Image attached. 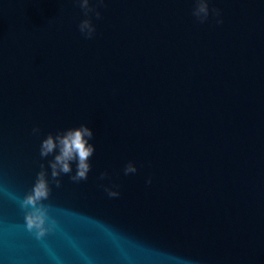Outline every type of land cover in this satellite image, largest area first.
<instances>
[{
	"label": "water",
	"instance_id": "95a60500",
	"mask_svg": "<svg viewBox=\"0 0 264 264\" xmlns=\"http://www.w3.org/2000/svg\"><path fill=\"white\" fill-rule=\"evenodd\" d=\"M90 4L85 39L75 0H0V264H264V104L223 24L195 0ZM81 124L88 179L50 183L37 239L19 201L41 141Z\"/></svg>",
	"mask_w": 264,
	"mask_h": 264
},
{
	"label": "clouds",
	"instance_id": "9594fccd",
	"mask_svg": "<svg viewBox=\"0 0 264 264\" xmlns=\"http://www.w3.org/2000/svg\"><path fill=\"white\" fill-rule=\"evenodd\" d=\"M104 0H97L98 5H102ZM84 14L78 24V30L85 39H92L96 32V26L92 22L94 15L97 20L101 19V12L97 7L90 4V0H75ZM192 15L199 23H204L212 15L216 18L217 24H222L221 10L210 8L209 0H195V7ZM40 128L32 129L33 135L40 134ZM94 137L93 130L86 124L79 127L69 128L64 131H58L55 134L49 133L41 141L39 154L41 159L52 156L48 161V167L40 165V171L37 173L35 183L31 190L24 195L19 201L21 209L25 210L26 227L29 231L34 232L37 239H42L49 231L56 227V220L49 215L51 205H46L44 201L48 200L51 195L50 183H54L57 188L62 186L61 177L69 176L73 183H79L88 179L91 171L90 158L95 152V145L90 143ZM76 164L75 173H73L72 164ZM49 169L50 177L49 179ZM138 171L136 165L129 161L124 169V175L135 174ZM107 173H101L99 179L103 180ZM151 183L149 178L146 181ZM103 186V185H102ZM108 197H119L120 192L115 190L117 186H103Z\"/></svg>",
	"mask_w": 264,
	"mask_h": 264
}]
</instances>
